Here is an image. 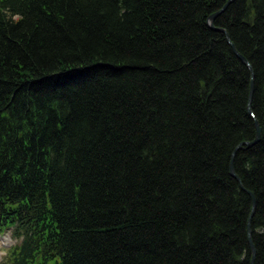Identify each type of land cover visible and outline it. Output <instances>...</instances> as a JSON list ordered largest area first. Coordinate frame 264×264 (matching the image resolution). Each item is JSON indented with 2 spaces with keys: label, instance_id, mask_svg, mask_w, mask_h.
Returning <instances> with one entry per match:
<instances>
[{
  "label": "trees",
  "instance_id": "1",
  "mask_svg": "<svg viewBox=\"0 0 264 264\" xmlns=\"http://www.w3.org/2000/svg\"><path fill=\"white\" fill-rule=\"evenodd\" d=\"M228 2L0 0L2 264H251L249 192L264 264V0Z\"/></svg>",
  "mask_w": 264,
  "mask_h": 264
},
{
  "label": "water",
  "instance_id": "2",
  "mask_svg": "<svg viewBox=\"0 0 264 264\" xmlns=\"http://www.w3.org/2000/svg\"><path fill=\"white\" fill-rule=\"evenodd\" d=\"M235 0H229V4L230 3H232V2H234ZM228 5V4H227ZM221 12H219V13H217V14H215V15H213L211 18H210V20H209V25L213 28L214 26H213V23H214V21H215V18L217 17V15H219ZM216 30L217 31H219V32H222V33H224L226 36H227V38H228V40H229V36H228V34H227V32L224 30V29H217L216 28ZM230 41V40H229ZM235 52H236V54H237V56L242 60V62L245 64V65H247V67L251 70V72H252V67L250 66V64H249V62L240 54V53H238L236 50H235ZM253 93H254V85L253 84H251V89H250V100L252 99V96H253ZM249 113L250 114H253L254 115V113L251 111V109H249ZM255 125H256V130H257V138H256V140L254 141V142H251V143H245V144H241L239 147H237V150H239V149H241V148H243L244 147V145L246 146V147H252L255 143H257V141L259 140V138H260V135H261V128L259 127V125H258V123L256 122L255 123ZM231 175L232 176H234L238 181H240L239 180V177L236 175V173H235V170L233 169V161H232V163H231ZM255 206H256V202H255V200L253 199V210H252V214H251V218H250V220H249V222H248V236H249V243H250V248H251V250H252V264H254V261H255V257H256V249H255V246L253 245V243H252V231H251V225H250V222H251V219H252V216L254 215V209H255Z\"/></svg>",
  "mask_w": 264,
  "mask_h": 264
},
{
  "label": "bare ground",
  "instance_id": "3",
  "mask_svg": "<svg viewBox=\"0 0 264 264\" xmlns=\"http://www.w3.org/2000/svg\"><path fill=\"white\" fill-rule=\"evenodd\" d=\"M230 40V41H229ZM229 40H228V38H227V41H228V43H229V45L231 46V48H232V50H233V52L236 54V52H235V50L239 53V51H238V49L236 48V46H235V44L232 42V40L229 38ZM237 55V54H236ZM251 84H253L254 85V74H253V71L251 72ZM249 115L251 116V118L253 119V121H254V125H255V123L257 122L258 123V125H259V122H258V120H257V118H256V116H255V114L253 115V114H250L249 113ZM259 127H260V125H259ZM261 128V127H260ZM255 131H256V133H255V136H254V139L252 140V141H246V142H243L242 144H245V143H251V142H254L255 140H256V138H257V130H256V125H255ZM261 132H262V130H261ZM261 140V135H260V138H259V140L257 141V143L259 142ZM257 143H255V144H257ZM254 144V145H255ZM241 145V144H240ZM239 145V146H240ZM253 145V146H254ZM238 146V147H239ZM245 146V145H244ZM237 149L234 151V153L232 154V157L234 158V156L236 155V153H237ZM233 169L235 170V168H234V165H233ZM230 174H231V166H230ZM235 173H236V171H235ZM236 175H237V173H236ZM238 176V175H237ZM234 177V176H233ZM239 177V176H238ZM239 182L241 183V179L239 178ZM249 194H250V196L252 197V200L254 199L255 200V198H254V195L251 193V192H249ZM255 202H256V200H255ZM255 208H256V206H255ZM252 210H253V208H252ZM254 211H255V209H254ZM251 214H252V212H251ZM251 214H250V216H251ZM254 216V215H253ZM252 216V217H253ZM251 218V217H250ZM250 220V219H249ZM252 220V219H251ZM251 223V222H250ZM252 241V243H253V240H251ZM253 245H254V243H253ZM255 246V245H254ZM256 249V248H255ZM255 262V261H254ZM251 264H252V259H251Z\"/></svg>",
  "mask_w": 264,
  "mask_h": 264
},
{
  "label": "rangeland",
  "instance_id": "4",
  "mask_svg": "<svg viewBox=\"0 0 264 264\" xmlns=\"http://www.w3.org/2000/svg\"><path fill=\"white\" fill-rule=\"evenodd\" d=\"M20 244L21 241L14 238L12 231L0 236V264H2L3 259L7 255V250Z\"/></svg>",
  "mask_w": 264,
  "mask_h": 264
}]
</instances>
